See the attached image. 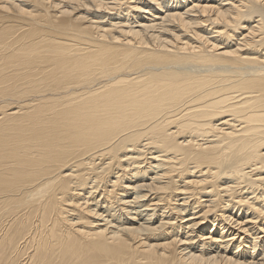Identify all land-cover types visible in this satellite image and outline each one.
<instances>
[{
  "label": "bare ground",
  "instance_id": "6f19581e",
  "mask_svg": "<svg viewBox=\"0 0 264 264\" xmlns=\"http://www.w3.org/2000/svg\"><path fill=\"white\" fill-rule=\"evenodd\" d=\"M0 264H264V0H0Z\"/></svg>",
  "mask_w": 264,
  "mask_h": 264
},
{
  "label": "rangeland",
  "instance_id": "374dc122",
  "mask_svg": "<svg viewBox=\"0 0 264 264\" xmlns=\"http://www.w3.org/2000/svg\"><path fill=\"white\" fill-rule=\"evenodd\" d=\"M158 222H159V221H158ZM158 222H157V223H158ZM230 248H232V250L237 249L236 245H232V246H230ZM251 250H252V249H251ZM251 250H250V251H251ZM260 252H261V249H260Z\"/></svg>",
  "mask_w": 264,
  "mask_h": 264
}]
</instances>
